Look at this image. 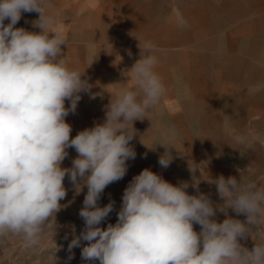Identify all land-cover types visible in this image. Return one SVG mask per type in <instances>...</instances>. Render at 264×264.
I'll use <instances>...</instances> for the list:
<instances>
[{
  "label": "clouds",
  "instance_id": "9594fccd",
  "mask_svg": "<svg viewBox=\"0 0 264 264\" xmlns=\"http://www.w3.org/2000/svg\"><path fill=\"white\" fill-rule=\"evenodd\" d=\"M50 7V0H0V236L20 235L27 247L39 245L50 218L61 210L67 175L77 194L87 188L79 211L84 229L68 245L71 252L87 242L81 249L86 262L264 264V244L255 242L249 250L240 242L264 222V186L255 181L219 177L214 183L225 201L219 205L205 193L188 194V182L174 185L145 168L124 189L117 222L100 226L114 210V201L103 207L98 201L136 157L130 144L134 122L149 120L166 87L155 71L159 60L154 45L139 41L140 58L128 71L135 86L111 98L102 123L71 137L65 118L75 113L80 93L90 92L91 85L82 79L84 73L67 66L62 50L67 36L48 14ZM32 12L39 14L32 22L39 32L15 27L22 13ZM170 133L176 135L174 129ZM232 139L246 142L240 134ZM68 148L77 156L71 168H64ZM165 149L158 160L162 168L173 159ZM228 209L246 221L228 216ZM217 210L226 216L223 222L213 219Z\"/></svg>",
  "mask_w": 264,
  "mask_h": 264
},
{
  "label": "rangeland",
  "instance_id": "374dc122",
  "mask_svg": "<svg viewBox=\"0 0 264 264\" xmlns=\"http://www.w3.org/2000/svg\"><path fill=\"white\" fill-rule=\"evenodd\" d=\"M50 4L48 14L67 33V45L62 46L67 66L84 73L82 79L91 85L90 92L80 93L75 113L65 118L72 126L71 137L102 123L111 98L124 87L135 86L134 79H126L120 60L125 56L134 64L140 58L139 41L154 45L159 60L155 71L166 87L149 120L134 122L136 135L130 144L136 157L126 162V175L107 186L98 201L101 207L114 201V210L101 227L117 222L124 189L143 169L172 183L173 165L183 156L177 151H183L184 144L191 147L192 184L199 190L192 185L188 194L205 193L214 204L223 205L214 183L221 176L264 186V126L259 127L254 146L235 143L230 133L253 129L247 125L248 115L264 107V56H248L249 47L242 40L264 38V0H50ZM38 17L36 12L22 13L20 27L39 32L32 24ZM262 49L256 47L257 53ZM165 147L173 159L162 168L158 160ZM66 151L61 167L71 168L77 153L74 148ZM64 186L67 195L60 201L61 210L50 218L39 245L27 247L20 235L0 236V264H99L82 260L85 241L69 252V243L84 229L79 211L87 188L77 194L67 175ZM228 216L246 221L231 209ZM225 218L219 210L213 217L218 223ZM193 226L200 231L198 224ZM261 233L264 222L240 242L251 250L255 242L264 244Z\"/></svg>",
  "mask_w": 264,
  "mask_h": 264
},
{
  "label": "crops",
  "instance_id": "0c3cea01",
  "mask_svg": "<svg viewBox=\"0 0 264 264\" xmlns=\"http://www.w3.org/2000/svg\"><path fill=\"white\" fill-rule=\"evenodd\" d=\"M22 24V17L20 19V21L17 23V25H15V27H20V25ZM67 34V33H66ZM243 41H245L244 44H246L249 48H248V56L251 55H262L264 56V49L259 50V52L257 53L256 47H264V38H260L259 35L253 36L252 38H242ZM253 48V49H252ZM125 54V52H124ZM155 54V53H154ZM156 55V54H155ZM243 55V53H242ZM133 65V61L130 60V58H122L120 60V66L121 69L125 70L123 73H125V77L126 79H130L132 74L130 72H128L131 67ZM261 111H258L257 113L254 111L252 113H250L248 115V119H247V125L250 127L251 125L254 126V128L250 129L248 128L244 133H238L239 131H236V134H240V135H244L247 137L246 141L247 143H252L251 146L256 145V142L259 141L257 138H259L258 136H260L261 134L258 133V129L260 126H264V116L261 117V112L264 111V107L261 108ZM221 122L215 123V124H219ZM223 125V123H222ZM258 131V132H257ZM232 133V135H235V133ZM231 135V136H232ZM232 141V139H231ZM234 141V140H233ZM190 152H191V147L190 145H186L184 144L183 146V151L178 150L177 151V155L178 154H183V156H179L177 161L174 163L173 165V182L172 184L174 185H178L181 182H188L189 187L187 188V192L189 191V189L191 188L192 184V170H193V165H192V161H191V157H190ZM234 155V154H232ZM128 165V163H127Z\"/></svg>",
  "mask_w": 264,
  "mask_h": 264
}]
</instances>
